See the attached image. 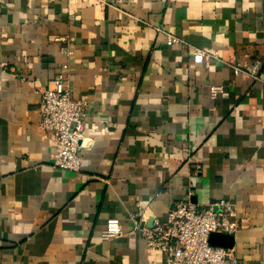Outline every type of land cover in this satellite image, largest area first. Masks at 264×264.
Segmentation results:
<instances>
[{
    "label": "crops",
    "instance_id": "crops-1",
    "mask_svg": "<svg viewBox=\"0 0 264 264\" xmlns=\"http://www.w3.org/2000/svg\"><path fill=\"white\" fill-rule=\"evenodd\" d=\"M63 71L80 172L40 128ZM188 197L234 204L235 254L264 264V0H0V264H165L139 230Z\"/></svg>",
    "mask_w": 264,
    "mask_h": 264
},
{
    "label": "built area",
    "instance_id": "built-area-1",
    "mask_svg": "<svg viewBox=\"0 0 264 264\" xmlns=\"http://www.w3.org/2000/svg\"><path fill=\"white\" fill-rule=\"evenodd\" d=\"M167 45L185 44L179 38L168 36ZM204 55V52L196 51L195 63L202 64ZM65 71L41 93L40 128L53 136L52 166L58 170L80 172L83 167L81 154L86 147L83 132L87 104L74 98ZM201 172V167L197 166L196 173L201 175ZM139 231L148 248L164 256L165 264H243L234 248L213 247L209 242L212 234L235 238L240 231L237 209L226 200L201 209L188 197L172 209L166 223H156L151 228L144 226ZM122 235L120 221L116 218L108 220L102 239L110 241Z\"/></svg>",
    "mask_w": 264,
    "mask_h": 264
},
{
    "label": "water",
    "instance_id": "water-1",
    "mask_svg": "<svg viewBox=\"0 0 264 264\" xmlns=\"http://www.w3.org/2000/svg\"><path fill=\"white\" fill-rule=\"evenodd\" d=\"M153 226V221H150L149 227ZM213 247L232 249L235 245V238L228 235L212 234L209 240Z\"/></svg>",
    "mask_w": 264,
    "mask_h": 264
}]
</instances>
